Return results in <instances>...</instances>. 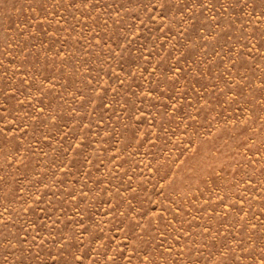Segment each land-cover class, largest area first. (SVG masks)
<instances>
[{"label": "rangeland", "instance_id": "374dc122", "mask_svg": "<svg viewBox=\"0 0 264 264\" xmlns=\"http://www.w3.org/2000/svg\"><path fill=\"white\" fill-rule=\"evenodd\" d=\"M0 264H264V0H0Z\"/></svg>", "mask_w": 264, "mask_h": 264}]
</instances>
